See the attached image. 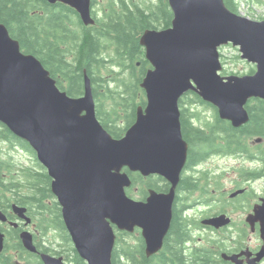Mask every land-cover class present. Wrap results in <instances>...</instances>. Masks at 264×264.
I'll return each mask as SVG.
<instances>
[{
    "label": "water",
    "instance_id": "water-1",
    "mask_svg": "<svg viewBox=\"0 0 264 264\" xmlns=\"http://www.w3.org/2000/svg\"><path fill=\"white\" fill-rule=\"evenodd\" d=\"M48 1L70 4L85 24L95 23L92 0ZM168 1L174 13L172 26L148 29L141 39L152 64L141 84L146 106L138 107L135 123L120 139L97 117L87 71L84 95L70 96L0 23V122L26 140L48 170L66 228L88 264H113L116 228L130 233L140 228L148 256L163 248L188 160L180 110L185 94L197 93L236 128L250 119L249 101L264 99V20L233 12L225 0ZM230 43L239 47L243 59L256 65L255 73L221 74L220 48ZM125 168L144 176H162L171 188L168 192L151 188L146 200L134 199L127 192L133 181ZM14 209L27 224L31 222L26 207ZM249 219L260 221L264 232V200ZM0 220H7L1 210ZM230 221L218 215L203 224L220 228ZM21 239L29 251L38 252L30 231L22 232ZM4 241L0 229V252ZM39 254L44 264H66L63 256ZM263 256L261 250L251 264H260ZM223 257L242 264L237 255Z\"/></svg>",
    "mask_w": 264,
    "mask_h": 264
},
{
    "label": "trees",
    "instance_id": "trees-1",
    "mask_svg": "<svg viewBox=\"0 0 264 264\" xmlns=\"http://www.w3.org/2000/svg\"><path fill=\"white\" fill-rule=\"evenodd\" d=\"M92 3L94 6L96 0ZM225 3L239 14L237 0H225ZM93 17L95 23L87 25L75 8L62 2L0 0V23L5 24L11 36L20 42L23 52L36 56L45 65L62 90L72 97L83 96L87 71L92 82L97 117L113 137L120 139L135 123L138 107H145L147 103L146 91L141 84L152 64L147 58L146 47L141 44L142 36L148 29L171 27L174 13L168 0H109L102 13L93 9ZM224 60L222 55L223 64ZM111 67L114 68L111 72L116 69L120 78H107L106 70ZM255 71L256 67L252 66L248 74ZM101 88L105 89L104 92ZM199 104L215 111L213 121H202L196 110ZM247 109L249 121L236 128L220 117L217 107L204 101L197 93L190 91L180 99L182 132L189 151L186 173H183L177 187L181 193L174 202L172 225L164 246L157 254L148 256L141 229L137 228L135 233L117 232L113 264H227L221 259L220 251L192 245L194 230L202 223L191 219L190 205L182 201V195H191L198 186L189 170L196 168L204 174L207 171L198 169L199 165L222 153L258 155L263 158L260 167L243 168L240 172L244 178H264V145L260 151L251 152L248 151L247 140L256 137L264 141V99H251ZM1 143L30 152L36 166L19 169L13 155L0 147V209L14 217V204L26 207L41 232V238L49 233L54 237L46 239L47 244L39 241L37 233H34L39 251L65 255L72 264H88L80 256L66 228L62 207L52 191L53 179L40 163L36 151L2 122ZM261 147L259 145L257 149ZM125 171L133 181L127 192L133 197L138 188L139 200H145L151 188L159 192H168L171 188L162 176L145 177L127 168ZM21 229L23 225L8 229V242L0 253V264H44L39 253L26 250L20 238ZM12 249L14 254L6 253Z\"/></svg>",
    "mask_w": 264,
    "mask_h": 264
},
{
    "label": "rangeland",
    "instance_id": "rangeland-1",
    "mask_svg": "<svg viewBox=\"0 0 264 264\" xmlns=\"http://www.w3.org/2000/svg\"><path fill=\"white\" fill-rule=\"evenodd\" d=\"M138 1H141V0H138ZM152 1L157 2L158 0H152ZM237 1L239 3V14L240 15L246 16L253 20H259V21L264 19V0H237ZM108 3H109V0H96V3L94 4L93 9L96 10L98 13H102L104 8L107 7ZM221 54H223L226 59L224 60L225 63L223 64L224 69L226 70V73H224V69L221 72L224 76L232 75V73H237V75L248 74L249 69L252 66H254L253 63H250L241 58L238 47H234L232 45L223 46L221 48ZM238 55L240 56L239 59L236 58L238 57ZM111 69H114V68L111 67L110 69L106 70V73L108 75L107 78L109 79L116 78V77L120 78L119 72L116 69L112 70L111 72ZM114 84L115 83L112 82L113 87H115ZM104 85L106 86L107 84L104 83ZM100 90L101 92H104L105 89L101 88ZM196 110L199 112V116L203 122L206 123V122H209V121L211 122L214 120L215 111L213 109L208 108L205 105L199 104ZM198 123L201 124V122H198ZM255 139L256 137H251L250 139H247L249 142L248 151L253 152L255 150L254 147L252 146L255 143L254 142ZM0 147L3 149V151H7L11 155H13L14 160L16 162V166L19 169H22L23 167L36 166V162H35L36 160L30 152H27L25 150H22L16 147H12L9 143H1ZM255 164L256 162H253L252 158L248 160L246 157L239 158V157H232L230 155H227V156L226 155H222V156L214 155L210 157L208 160H206L205 162H202L199 165V168L200 169L210 168L213 172L217 174L222 173L223 175L222 178L219 177L220 178L219 182L223 183L220 188V192L224 193V195L228 199L230 198L229 195L231 192L234 193L237 191L239 187H242L245 185L244 183L245 178L242 175V172L240 176L239 173L238 174L236 173V169H239V170L243 168L249 169L250 167H253ZM234 167H235V172L233 170ZM252 184H254V187L253 189H251V196H253V202L251 203H254V201L258 200L259 196H262V194H264V178H261L254 183L252 182ZM200 187H203V186L201 185ZM213 187L207 188L208 192H206V194L204 195L205 198L212 199L216 197V194L213 191ZM137 189L132 194L133 198H136V199L140 197L139 195L140 190L139 189L137 190ZM201 193L202 192L198 189L192 193L193 195L192 194L188 195L185 193L182 195V201L185 204L190 205L188 212H189L191 219L198 221L200 224H201V221L205 217H208L210 215H213V214H216L222 211L224 207V205L218 204L216 201H213V200L202 202L201 201L202 198H200L202 196ZM239 200L240 201L237 202L239 209H236V210L233 209L229 205L231 203H226V201L224 200L226 204V209L231 211L230 213H231V216L234 218L233 220L235 219L240 220V216L245 212L248 213L251 210L250 207H252V206L249 207L250 202L249 204L242 203V200H243L242 197H240ZM4 228H6V226H4ZM29 229L33 233H37L39 241H43L44 243L48 244V242H46L47 241L46 239H50V240H52V238L54 239V237L52 236L53 235L52 233H49L48 236H45V238L42 239L41 232L37 229L36 223L32 225L31 227H29ZM194 233H195V236H194L195 240L192 241V245L194 246L201 245L202 247H207L214 251L222 252L223 250H225L226 247L221 249V245H219V242H218L220 240L222 242H225L227 248L231 247L235 242L233 238V235H234L233 230L228 232L229 234L227 232L219 233L216 231L213 232L207 229L206 227L200 226L199 228H196V230H194ZM226 235L227 236L230 235V237L226 238ZM130 240L132 241V239ZM14 252H15L14 250L8 251V252L6 251V253L9 255L14 254ZM62 256L65 258L68 264H72V262L69 261L68 258L66 259L65 255H62Z\"/></svg>",
    "mask_w": 264,
    "mask_h": 264
},
{
    "label": "flooded vegetation",
    "instance_id": "flooded-vegetation-1",
    "mask_svg": "<svg viewBox=\"0 0 264 264\" xmlns=\"http://www.w3.org/2000/svg\"><path fill=\"white\" fill-rule=\"evenodd\" d=\"M259 145H260V143L259 144L254 143L252 146L254 147L255 150L260 151L263 148L264 144H261L262 147L257 149V147ZM219 155L222 156V154H219ZM230 156L239 157V158H245L246 157L248 160H250V158H252L253 162H256V164L253 167H250V169L251 168H258L263 163V158L260 159L258 155L253 156V157H249L245 154L236 155V156L230 155ZM198 169H200V168H198ZM233 170L235 172V167ZM202 171H207V172H205L207 175H205V173L201 174V172L198 171L196 168L189 170L191 177L198 183V186L196 187L195 190L199 189L202 192L201 193L202 196L200 197V198H202L201 201L207 202V201L213 200V201H216L218 204L224 205L222 211H220L216 214L210 215L208 217H205V218H211V217H215L218 215H226L231 220L228 225L223 226L219 229H216L212 226H204V227H206L207 229H209L213 232L216 231L219 233H224V232L228 233L231 230H233V232H234L233 238H234L235 242L231 247L227 248L225 242H222L221 240L218 241L219 245H221V249L226 247L225 250H223L222 252L223 253L225 252L228 255H237L238 256L237 259L239 261H241L242 264H251L252 261L257 257V254L261 250H264V235L262 234V224L260 221H254L253 219L252 220L249 219L251 214H253L255 211V206L258 203H262L261 200L264 199V194H262V196L258 197V200L254 201V203H251V202H253V196H251V189H253V187H254V184H252V182L253 183L256 182L259 178L255 179V180H252L250 178H245V180H244L245 185L242 187H239L237 189V191L242 190V192H240L238 194H235L237 191L234 193L231 192L232 195L230 193V195H229L230 198L227 199V197L224 195V193L220 192V188H221L223 183L219 182V179H220L219 177L222 178V176H223L222 173L217 174V173L213 172L210 168L209 169L205 168ZM240 171L241 170L236 169V173L237 174L239 173L241 176ZM183 173H186V172H183ZM183 175L184 174H182V176ZM181 180H182V177H181ZM181 180H180L179 184H181ZM201 185L203 187H200ZM208 187H210V188L213 187V191L215 192L216 197H214L212 199L205 198L204 195L206 194V192H208V189H207ZM180 193L181 192H178V188H177L176 199L178 198V195H180ZM189 194L190 193H188V195ZM240 197H242V199H243L242 203L249 204V202H250L249 207L250 206H252V207H250L251 210L248 213L245 212L240 216V220H236V219L233 220L234 218L231 216V213H230L231 211L226 209V204H225L224 200L226 201V203H231L229 205L233 209L236 210V209H239L237 202L240 201L239 200ZM176 199H175V201H176ZM9 223H10V220H8V222L3 223V225L7 226V225H9ZM229 237H230V235H228V236L226 235V238H229ZM254 237H255V239H254ZM222 252L220 254V257L223 260L224 258L222 257V254H223ZM223 261L226 262L227 264H236L235 262H233L231 260H227V259H224ZM260 264H264V256L260 260Z\"/></svg>",
    "mask_w": 264,
    "mask_h": 264
}]
</instances>
